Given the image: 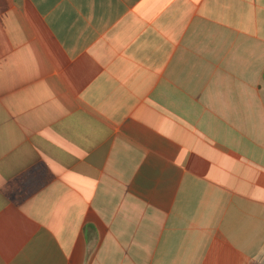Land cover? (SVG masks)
I'll return each instance as SVG.
<instances>
[{
  "label": "crops",
  "instance_id": "1",
  "mask_svg": "<svg viewBox=\"0 0 264 264\" xmlns=\"http://www.w3.org/2000/svg\"><path fill=\"white\" fill-rule=\"evenodd\" d=\"M0 264H264V0H0Z\"/></svg>",
  "mask_w": 264,
  "mask_h": 264
}]
</instances>
